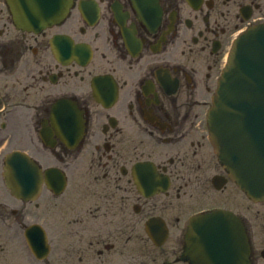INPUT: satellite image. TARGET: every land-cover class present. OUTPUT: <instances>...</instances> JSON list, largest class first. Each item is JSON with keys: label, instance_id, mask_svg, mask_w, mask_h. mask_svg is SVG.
Wrapping results in <instances>:
<instances>
[{"label": "flooded vegetation", "instance_id": "1", "mask_svg": "<svg viewBox=\"0 0 264 264\" xmlns=\"http://www.w3.org/2000/svg\"><path fill=\"white\" fill-rule=\"evenodd\" d=\"M261 24L264 0H74L34 33L0 0V264H149L141 242L192 264L190 221L216 209L264 264V201L224 169L209 118L233 44ZM23 165L26 197L7 185Z\"/></svg>", "mask_w": 264, "mask_h": 264}, {"label": "water", "instance_id": "2", "mask_svg": "<svg viewBox=\"0 0 264 264\" xmlns=\"http://www.w3.org/2000/svg\"><path fill=\"white\" fill-rule=\"evenodd\" d=\"M8 2L18 27L36 33L60 23L73 5V0ZM209 118L212 142L225 169L250 197L264 201V24L253 27L234 44ZM22 159L28 161L21 153L10 158ZM7 169L13 193L26 197L35 191L32 167ZM154 240L163 243V239ZM186 240L192 264H249L243 227L229 212L195 216Z\"/></svg>", "mask_w": 264, "mask_h": 264}, {"label": "rangeland", "instance_id": "3", "mask_svg": "<svg viewBox=\"0 0 264 264\" xmlns=\"http://www.w3.org/2000/svg\"><path fill=\"white\" fill-rule=\"evenodd\" d=\"M135 252H136V255L138 256L139 255L149 256L150 257L149 264H162L165 248L160 249L156 247L154 244H151V246L150 245L145 246L141 242L135 245Z\"/></svg>", "mask_w": 264, "mask_h": 264}]
</instances>
